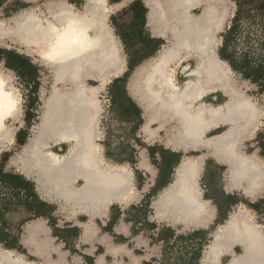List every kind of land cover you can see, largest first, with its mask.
Here are the masks:
<instances>
[{
	"label": "bare ground",
	"instance_id": "1",
	"mask_svg": "<svg viewBox=\"0 0 264 264\" xmlns=\"http://www.w3.org/2000/svg\"><path fill=\"white\" fill-rule=\"evenodd\" d=\"M85 2L78 9L68 0H49L44 10L25 9L13 18L0 19V47L9 46L8 41L26 47L49 66L52 79L39 122L15 164L24 176L34 179L44 198L61 202L71 215L101 214L113 204H127L140 196L129 164L107 159L100 144L103 107L98 95L126 68L121 41L109 18L127 0ZM144 3L151 32L166 39L159 54L139 66L129 85L131 96L147 117L142 129L145 141H160L165 132L169 148L184 152L208 150L207 154L228 168V190L241 189L250 198L258 197L264 191V160L246 153L242 146L254 134L263 111L241 89L235 72L217 53L221 34L233 15L228 0ZM69 20L74 22L79 44L65 56L46 59L51 28ZM0 77L11 80L20 101L11 119L16 121L22 93L1 66ZM90 81L99 85H91ZM217 92L222 93L224 102H209ZM8 122L0 123L1 141L10 134ZM154 125L159 126L154 129ZM222 127L220 133L209 135ZM62 145H68L65 153L54 151ZM181 162L172 183L154 202L156 217L170 218L186 229L206 228L213 221L214 208L203 198L199 184L205 157L188 156ZM139 166L150 167L144 153ZM34 225L30 223L25 229L24 242L28 246L34 244ZM36 244L44 249L43 244ZM236 246L241 248L240 254H234ZM229 254L233 256L227 264H264V228L244 207L219 227L201 264H223L222 258ZM0 264L45 263L29 261L0 247Z\"/></svg>",
	"mask_w": 264,
	"mask_h": 264
},
{
	"label": "rangeland",
	"instance_id": "2",
	"mask_svg": "<svg viewBox=\"0 0 264 264\" xmlns=\"http://www.w3.org/2000/svg\"><path fill=\"white\" fill-rule=\"evenodd\" d=\"M49 0H0V19L8 20L13 18L15 15L20 13L25 9H45L46 4H48ZM75 4L78 9H82L85 5V0H68ZM122 0H110V3H117ZM137 0H127V3L124 7L115 8L111 17L109 18L110 25L112 26L116 37L121 41L123 55L126 61V68L124 73L116 79L121 78V82L115 84L113 86V81L104 89H102L99 93V99L101 101L103 107V113L101 116V132H102V140L101 145L103 147L104 156L117 164L129 163L131 170L140 169L139 163L141 160V154L144 153L148 158V161L151 163H156L157 160H154L152 151L148 152V148L153 145H165V132H162V138L160 141L145 142V134L142 129L146 124L147 117L145 112L138 104L136 99L131 96L129 92V84L136 72V70L142 64L149 62L153 57H156L159 52L162 50L163 44H165V40L159 38L151 32L150 27L146 24L142 26V35L141 33L134 34H126L127 44L122 40V34L124 31H129L131 28H137L136 26H140V23L134 22L133 13L131 10L132 5ZM145 7L147 13L148 9L144 4V0H139ZM228 7L230 10V14L235 11V4L228 0ZM233 17V15L231 14ZM229 19L227 23V27L230 24ZM226 27V28H227ZM226 30V29H225ZM224 30V32H225ZM223 32V33H224ZM121 34V35H120ZM132 34L134 37H131ZM222 36V34H221ZM153 39H157L159 42L153 43ZM222 43V42H221ZM9 46H1L0 50L5 51L6 56L11 53H17L22 57L28 59L30 63L33 65L31 69L30 75L26 78L17 73L14 70L7 68L6 66V58L0 61V66L5 69L6 72L10 73L13 77L14 85L20 90L22 93V108L19 114V118L16 121L10 120L7 125L10 128V134L6 141L0 140V171L2 170L5 174H16L22 175L30 184L22 190L18 191L9 186L0 185V211L3 214V224H0V228H5L7 233H11L14 236L20 237L21 234H24L27 223L32 220H35L34 213L29 211L30 205L36 206V209H39V205L36 204L34 200H28L29 195H32L34 189V179L27 178L23 175V172L18 168L15 164V160L18 156L21 155L23 146L20 145L17 141V135L19 131H24L23 135L20 137L21 140L25 139V143H27L28 138L33 134L32 130L34 126L39 122V117L42 113L45 99L49 97V93L51 91L52 79H51V70L47 64L42 62V60L35 53H29L28 49L24 46L12 43L8 41ZM130 58L135 59L137 64L134 69L130 70L129 68V60ZM36 71V76L35 72ZM236 80L239 83L241 89L245 92L247 96L254 100L258 107L263 111L261 121L258 123V127L255 130L254 134L243 142L242 149L249 154H255L259 158L264 160V156H261V148L258 144L260 139L258 138L260 133L264 131V94L260 95L258 93L257 87L250 83V81L244 80L239 74L235 73ZM183 79H181L182 81ZM91 85L98 86L99 83L95 81L89 82ZM37 89L35 90V88ZM217 97H219L218 103L224 102V97L222 94L217 93ZM213 95L211 98H213ZM45 98V99H44ZM216 98V97H214ZM213 101V99H212ZM215 101V100H214ZM213 101V102H214ZM130 102L135 103L139 109V113L130 114L127 109V104ZM217 103V102H216ZM28 111L34 115L30 124L26 122V116L28 115ZM159 125H154L153 128H157ZM224 130V127L219 128L213 131V135H216ZM11 134H13L11 136ZM162 147V146H157ZM169 148V147H168ZM172 149V148H171ZM68 150V145L57 146L54 148V151L58 153H65ZM179 151L180 159H177L179 163L181 157L185 156H199L203 155L205 157L204 162V170L201 176L200 184L204 191V198L210 200L211 205L214 207L215 200L222 205L223 212L220 216H218V220L212 222L206 228H190L186 229L181 226V224H175L174 221L170 218H165L164 220H158L155 218V210L153 203L157 199L159 193L161 191L150 190L148 194V198L144 204L143 211L140 212L136 209V216L133 217L134 225L137 228L136 230L141 237V240L147 245L143 249L147 251L148 254L152 256V264H173L178 256H182L186 253L185 249L181 250V246L184 247L186 245H195V242L187 241L184 243L182 241H175V239H170V233L167 229L172 228L176 229V234H189L197 229L205 231V237L207 239L203 249L205 250V246L208 244L209 239L211 238V234L217 231L218 226L224 224L225 220H227L229 214L237 209V205L232 204L231 201L226 203V193H230V197L233 194H237V190H227L226 188V170L227 168L222 165L220 162H217L213 157L207 154L205 151L192 152L190 151L188 154H185L181 150ZM176 161L173 164L171 169V181L173 180V175L175 173V168L177 167ZM153 177L148 175L147 178L143 177L144 180L148 181V179H152ZM30 179V180H29ZM209 179L213 187L215 188V193H211L209 191ZM142 182V177L139 174H134V184L137 189L136 184ZM147 185V184H146ZM38 190V187H37ZM141 190V189H140ZM137 191H139L137 189ZM140 192V191H139ZM223 193L220 195V193ZM40 201H45V207L41 210H44L46 215L49 216L47 226L53 230L54 233L56 231H62V229L67 231V228H64L68 225V220L73 218L70 211L66 207H62L61 204L57 201L49 200L48 198H44L41 193L37 192ZM141 193V192H140ZM264 194V193H263ZM262 194V195H263ZM142 197V194H141ZM141 197L136 201H139ZM261 197V195L259 196ZM245 199L247 201H256L259 199ZM131 201L127 205H123V207H129ZM30 202L32 204H30ZM240 204V203H239ZM240 206V205H239ZM215 208V207H214ZM236 212V211H235ZM147 213V219L145 218V214ZM232 214V213H231ZM230 214V215H231ZM254 218L257 222L264 225V215L260 213H253ZM145 220V221H144ZM155 224L156 229L153 230L150 225ZM179 230V231H177ZM162 233V236L168 239L169 246L171 249L166 246L164 241H159V234ZM59 243L61 241H58ZM182 244V245H181ZM4 247V245H2ZM1 246V247H2ZM69 244L66 245L68 247ZM187 247V246H186ZM189 251L191 248H188ZM238 253H241V249H236ZM15 254H19L15 252ZM204 257V256H203ZM202 257V259H203ZM228 257L224 259V263L228 261ZM202 262V260H201ZM201 264V263H200Z\"/></svg>",
	"mask_w": 264,
	"mask_h": 264
},
{
	"label": "crops",
	"instance_id": "3",
	"mask_svg": "<svg viewBox=\"0 0 264 264\" xmlns=\"http://www.w3.org/2000/svg\"><path fill=\"white\" fill-rule=\"evenodd\" d=\"M68 2L72 3L70 1ZM146 20H147V25H148V13L146 15ZM159 38L164 39V37H159ZM164 40L166 42V39ZM217 93L219 94L220 92H217ZM217 93L213 94L215 95L214 97L216 98L214 97L211 98L213 95L210 96L211 99L209 100V102L214 103V104H219L218 103L219 97H217L218 96ZM212 99L213 101L214 99L216 100L213 102ZM213 131L210 132L209 135H213L212 134ZM157 146H162V147L159 148ZM150 151H152L153 157H155L153 159L157 160V162L156 163L149 162L150 163L149 168L139 166L140 169L136 168V170H134L135 175L139 174V176L142 177V182L140 184L139 183L136 184L137 189L141 192V193L139 192L140 193L139 198L141 197V194H142L141 199L139 201H136L137 203H135V201L133 200L134 202L131 203L129 207H123V205L129 204L131 201L123 205L113 204L110 207H108L106 210L101 212V214L100 213L94 214L95 216L85 213V212L77 213L76 215H72L74 217L67 221L68 225L64 227V228H67V231L62 229V231H56V234L53 232L52 229H50L47 226L48 221H46V219L49 220L48 216H40V217L34 216L36 217V219L30 221L26 225L27 227L28 224L30 223L36 224L34 225L35 234L33 236L34 244H32V246H28L24 242V234H25L24 232V234H21L20 237H18L19 245L22 247V250L19 251L16 249H9L4 244H0V247L4 245V247L2 246L1 248L11 250L14 253L17 252L19 253V255H23L29 261H34L37 263H45V264H152L153 258L150 254L147 253L146 250L143 249L144 247H147V245L141 240V237L139 236V233L136 230L137 228L133 224L135 220H132V219L134 216H136L135 214L136 209H138V211L140 212L143 211L144 204L147 203L146 199L148 198V194L150 190L152 191L155 190L156 192L157 191L162 192L166 187H168L172 183V182L170 183L171 169L175 161L176 163H178L177 159H180V154H179V151H176L168 147H164L163 145H157V144L151 145L148 148V152ZM194 151H200V150H194ZM203 151H208V150H203ZM185 152H190V151H185ZM208 155L211 156L209 152H208ZM185 157H188V156H185ZM140 158L142 160V154ZM181 159L183 160L182 157ZM182 160H180L177 166L182 163L181 162ZM226 174H227V171H226ZM148 175L152 176L153 178L148 179V181L144 180L143 177L147 178ZM225 180H226V175H225ZM32 182L36 184L35 181H32ZM234 190L239 191L236 194L239 200L238 202L235 203V205L238 204L237 209H235L231 213H234L235 211L239 212L241 208L244 207L245 209L249 210L250 213L253 215V213L256 211L250 208L248 203H255L258 200L262 199L264 197V194H263L264 191L262 193L263 195L260 194L261 197H259L260 196L259 195L258 196L259 199H257L256 201H247L245 199H250V197H248L243 190L241 189H234ZM34 191L36 195L39 197L37 193L38 192L37 184L34 185ZM226 194H227L226 198H229L230 193H226ZM203 198H204V194H203ZM256 198H251V199H256ZM204 199L208 200L206 198ZM215 201H216L214 204L215 208L212 205L211 206L212 208H214L215 220L214 218L213 220L217 221L219 218L218 216L221 215L223 210L219 212V207H221L222 209V205L219 202H217V200ZM59 203L62 204L61 202ZM153 206H154V203H153ZM147 218L149 217H147V213H146L144 219H147ZM155 218L158 219L156 217V213H155ZM158 220H161V219H158ZM227 220H225L224 224L227 222ZM224 224H221V225H224ZM221 225L218 226V229ZM261 225L264 228V225L263 224ZM173 230L176 231V229H173ZM197 230H200V229H197ZM217 231L211 234L212 239H209L208 244L205 246V249L215 239V234ZM58 241H61V242L59 243ZM36 243L43 244L44 249L43 250L38 249ZM67 244H69L68 247H66ZM237 248H240V247L236 246L234 248V254H240L237 252L236 250ZM203 256H205V250L203 251L202 257ZM232 256H233L232 254L225 255L222 258V263L227 264L232 259ZM202 257H201V260H202ZM227 257L229 259L226 263H224V259ZM201 260H200V263H201Z\"/></svg>",
	"mask_w": 264,
	"mask_h": 264
},
{
	"label": "trees",
	"instance_id": "4",
	"mask_svg": "<svg viewBox=\"0 0 264 264\" xmlns=\"http://www.w3.org/2000/svg\"><path fill=\"white\" fill-rule=\"evenodd\" d=\"M235 4V11L233 17L230 20L229 26L222 34V43L218 49L220 58L226 61L231 69L239 74L244 80L250 81L251 84L257 87L260 95L264 94V0H231ZM133 12V18L136 23H140L137 28H130L129 31H124L122 34V40L127 44L126 34L141 33L142 26L146 24L147 11L141 1L137 0L131 7ZM121 35V34H120ZM131 37H134L132 34ZM153 43L159 42L157 39H153ZM6 58L7 68L16 71L23 77L30 75L33 65L30 61L17 53H11L6 56L5 51L0 50V61ZM135 59L129 60L130 70L134 69L137 64ZM36 76V71L34 72ZM121 78L113 81V86L121 82ZM37 87L35 88V90ZM130 114L139 113V109L135 103L130 102L127 104L126 109ZM32 115L28 111L26 116L27 124H30ZM24 131H19L17 135V141L20 145L25 144V139L21 140L20 137ZM260 139L259 145L261 148V156H264V138H261V133L258 137ZM30 184L22 175L5 174L0 171V185L9 186L15 190L22 191L27 185ZM28 200H34L39 209L36 206L30 205L29 211L34 212L36 217L47 216L44 210L46 205L40 201L36 195L34 189L32 195H29ZM30 204H32L30 202ZM250 208L256 212L264 215V197L255 203H248ZM49 217V216H48ZM0 224H3V214L0 211ZM150 227L155 230L157 227L155 224H151ZM170 233V239L175 241H187L195 242V245H182L181 250L185 249L186 253L182 256H178L173 264H199L202 257V249L207 241L205 237V231L197 230L189 234H176V231L172 228L167 229ZM56 234V233H55ZM159 241H164L166 246H169V240L159 234ZM0 244H4L9 249L22 250L19 245V238L7 233L6 229L0 228ZM171 247H168V249ZM188 248H191L190 251Z\"/></svg>",
	"mask_w": 264,
	"mask_h": 264
},
{
	"label": "snow or ice",
	"instance_id": "5",
	"mask_svg": "<svg viewBox=\"0 0 264 264\" xmlns=\"http://www.w3.org/2000/svg\"><path fill=\"white\" fill-rule=\"evenodd\" d=\"M74 27V22L69 20L51 28L49 35L51 48L46 59L56 60L65 56L74 45L79 44V37L76 35ZM19 103L11 80L0 77V123H6L16 116ZM261 138H264V131L261 132ZM208 187L211 193H215L216 190L210 179ZM222 194L221 192L220 195Z\"/></svg>",
	"mask_w": 264,
	"mask_h": 264
},
{
	"label": "flooded vegetation",
	"instance_id": "6",
	"mask_svg": "<svg viewBox=\"0 0 264 264\" xmlns=\"http://www.w3.org/2000/svg\"><path fill=\"white\" fill-rule=\"evenodd\" d=\"M238 200H239V198L237 197V195L233 194L232 197L226 198V203H229L231 201L232 204H235L236 202H238ZM221 210H222L221 207H219V212H221Z\"/></svg>",
	"mask_w": 264,
	"mask_h": 264
},
{
	"label": "water",
	"instance_id": "7",
	"mask_svg": "<svg viewBox=\"0 0 264 264\" xmlns=\"http://www.w3.org/2000/svg\"><path fill=\"white\" fill-rule=\"evenodd\" d=\"M182 160V159H181Z\"/></svg>",
	"mask_w": 264,
	"mask_h": 264
}]
</instances>
